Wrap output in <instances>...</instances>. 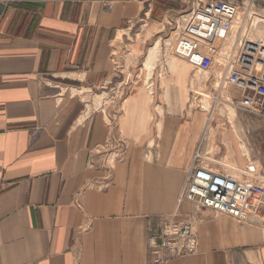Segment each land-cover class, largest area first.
I'll use <instances>...</instances> for the list:
<instances>
[{
  "label": "crops",
  "instance_id": "crops-1",
  "mask_svg": "<svg viewBox=\"0 0 264 264\" xmlns=\"http://www.w3.org/2000/svg\"><path fill=\"white\" fill-rule=\"evenodd\" d=\"M177 6L0 2V264H264V229L209 208L193 217L196 252L166 258L149 242L161 217L193 213L178 195L206 128L202 110L183 103L149 118L152 91L141 88L113 114L84 98L115 82L113 41L125 26ZM187 82L172 75L180 92ZM262 134L233 156L237 168L252 162L264 174Z\"/></svg>",
  "mask_w": 264,
  "mask_h": 264
},
{
  "label": "built area",
  "instance_id": "built-area-1",
  "mask_svg": "<svg viewBox=\"0 0 264 264\" xmlns=\"http://www.w3.org/2000/svg\"><path fill=\"white\" fill-rule=\"evenodd\" d=\"M12 1L0 0L2 4ZM178 1V12L172 11L174 17L167 21L176 57L193 70L210 73L219 88L233 87L240 99L230 104L264 119V42L247 38L244 30L239 32L238 1ZM217 97L218 94L212 98ZM199 157L197 146L178 195L179 204H193L192 215L184 221L163 216L157 234L149 236L150 244L159 245L166 258L197 251L193 217L201 208L230 216L240 224L253 221L264 210V178L258 181L248 168L244 173L251 182L241 181L206 167Z\"/></svg>",
  "mask_w": 264,
  "mask_h": 264
},
{
  "label": "rangeland",
  "instance_id": "rangeland-1",
  "mask_svg": "<svg viewBox=\"0 0 264 264\" xmlns=\"http://www.w3.org/2000/svg\"><path fill=\"white\" fill-rule=\"evenodd\" d=\"M237 1L240 5L237 19L240 23L236 24L240 26L239 32L244 30L247 38L264 42V0ZM176 3L178 6L173 8L174 12L180 8L178 0ZM173 14L168 11L160 16L157 13L151 16L144 12L117 34V39L113 41L112 56L115 82L106 89L86 92L84 98L91 105L88 109L102 108L106 114H113L119 103L136 88L144 89L147 93L152 91L149 94L152 96L149 118L162 116L166 111L177 112L175 107L183 103L185 108L200 109L207 115L206 128L199 144L202 164L232 178L251 182V178L244 173L249 168L250 174L261 182L264 174L259 172L256 165L248 162L245 167L237 168L233 156L246 157L253 143L250 135H256V145L262 142L264 119L230 104L231 99L227 100V96H234L233 87L219 88L210 73L193 70L184 60L176 57L171 29L167 24L168 19L174 17ZM176 71L187 74L188 82L181 92L172 83V75ZM161 89L165 92H161ZM169 89L171 92H167ZM217 94L218 97L213 99ZM159 104H168L172 108L166 110L159 107ZM124 106L125 101L123 110ZM262 181L264 185V179ZM243 224H253L264 229V210L253 221Z\"/></svg>",
  "mask_w": 264,
  "mask_h": 264
},
{
  "label": "bare ground",
  "instance_id": "bare-ground-1",
  "mask_svg": "<svg viewBox=\"0 0 264 264\" xmlns=\"http://www.w3.org/2000/svg\"><path fill=\"white\" fill-rule=\"evenodd\" d=\"M237 23H240L239 21H237Z\"/></svg>",
  "mask_w": 264,
  "mask_h": 264
}]
</instances>
